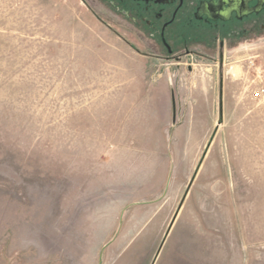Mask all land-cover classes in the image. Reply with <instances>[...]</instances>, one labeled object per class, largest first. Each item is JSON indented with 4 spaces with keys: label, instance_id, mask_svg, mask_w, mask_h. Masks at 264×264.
Here are the masks:
<instances>
[{
    "label": "rangeland",
    "instance_id": "rangeland-1",
    "mask_svg": "<svg viewBox=\"0 0 264 264\" xmlns=\"http://www.w3.org/2000/svg\"><path fill=\"white\" fill-rule=\"evenodd\" d=\"M147 43L105 0H0V264H150L176 212L154 264H264V32Z\"/></svg>",
    "mask_w": 264,
    "mask_h": 264
},
{
    "label": "flooded vegetation",
    "instance_id": "flooded-vegetation-1",
    "mask_svg": "<svg viewBox=\"0 0 264 264\" xmlns=\"http://www.w3.org/2000/svg\"><path fill=\"white\" fill-rule=\"evenodd\" d=\"M105 1L132 21L149 48L175 60L217 51L221 61L225 47L264 32V0Z\"/></svg>",
    "mask_w": 264,
    "mask_h": 264
},
{
    "label": "crops",
    "instance_id": "crops-1",
    "mask_svg": "<svg viewBox=\"0 0 264 264\" xmlns=\"http://www.w3.org/2000/svg\"><path fill=\"white\" fill-rule=\"evenodd\" d=\"M169 83L167 82H160L159 83V91L158 93L156 92V85L153 86V88H151L153 90V92H150L148 94V96L141 100V103H144V106H146V102L148 101L149 103L151 102V107L149 109L146 110L147 115L149 119H153L154 123H160L161 125L163 124V126L166 127V129L171 128L170 126L173 123V119H174V113L176 115V111L174 112V100L176 101L177 95L173 94L172 95V91H169ZM152 87V86H151ZM168 90V91H167ZM140 99V97H138ZM205 104V112L200 116L203 118V116H207L208 115V104L203 102V101H199L196 105H192V111H187L186 115H188V125L189 128L194 130L196 128L195 123H196V117L197 116V108L200 104ZM160 107V109H162V112L159 111L157 114V112L155 113L156 110H154L155 108ZM147 115H143L142 118L145 119ZM159 116V117H158ZM199 119H202L200 118ZM210 122V121H209ZM209 122L206 123L208 124ZM142 125H144V121L141 122ZM208 126V125H206ZM165 129V128H164Z\"/></svg>",
    "mask_w": 264,
    "mask_h": 264
},
{
    "label": "water",
    "instance_id": "water-1",
    "mask_svg": "<svg viewBox=\"0 0 264 264\" xmlns=\"http://www.w3.org/2000/svg\"><path fill=\"white\" fill-rule=\"evenodd\" d=\"M221 95H222V94H221V92H220V96H219V97H221ZM220 108H221V101H220ZM192 180H193V179L190 180V182H189V184H188V188L190 187V185H191V183H192ZM182 202H183V199H182L181 202L179 203L178 209L181 207ZM176 215H177V212L175 213V215L173 216L171 222L169 223V225H168V227H167V230L165 231V234H164V236H163V239L161 240V242H160V244H159V246H158V249H157V251L155 252L154 257H153V259H152V261H151L150 264H154V263H155V261H156L158 255H159V253H160V251H161V249H162V247H163V244H164V242H165V240H166V238H167V236H168V234H169V232H170V230H171V228H172V226H173V223H174V221H175Z\"/></svg>",
    "mask_w": 264,
    "mask_h": 264
},
{
    "label": "built area",
    "instance_id": "built-area-1",
    "mask_svg": "<svg viewBox=\"0 0 264 264\" xmlns=\"http://www.w3.org/2000/svg\"><path fill=\"white\" fill-rule=\"evenodd\" d=\"M264 95V87H258L256 91L252 93V97L257 99Z\"/></svg>",
    "mask_w": 264,
    "mask_h": 264
}]
</instances>
